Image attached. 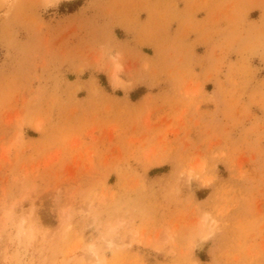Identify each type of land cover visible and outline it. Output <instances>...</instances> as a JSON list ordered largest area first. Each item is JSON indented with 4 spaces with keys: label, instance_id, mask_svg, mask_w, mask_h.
<instances>
[{
    "label": "rangeland",
    "instance_id": "374dc122",
    "mask_svg": "<svg viewBox=\"0 0 264 264\" xmlns=\"http://www.w3.org/2000/svg\"><path fill=\"white\" fill-rule=\"evenodd\" d=\"M0 264H264V0H0Z\"/></svg>",
    "mask_w": 264,
    "mask_h": 264
}]
</instances>
